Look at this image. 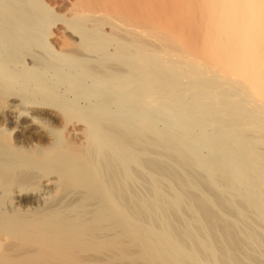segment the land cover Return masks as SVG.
<instances>
[{
	"label": "bare ground",
	"instance_id": "6f19581e",
	"mask_svg": "<svg viewBox=\"0 0 264 264\" xmlns=\"http://www.w3.org/2000/svg\"><path fill=\"white\" fill-rule=\"evenodd\" d=\"M38 4L0 0V264H264V0Z\"/></svg>",
	"mask_w": 264,
	"mask_h": 264
},
{
	"label": "rangeland",
	"instance_id": "374dc122",
	"mask_svg": "<svg viewBox=\"0 0 264 264\" xmlns=\"http://www.w3.org/2000/svg\"><path fill=\"white\" fill-rule=\"evenodd\" d=\"M39 1L41 2V4H38L37 5L38 8L41 7V5L42 6L43 5H47L52 10V13H54L55 15L58 16L57 18L61 17L62 19L63 18H70L71 17L72 8L74 6L73 4L76 3V0H39ZM108 31L109 30H106V32H108ZM53 32H57V30L56 31L53 30ZM48 41L50 43H52V45L54 46V49L55 50H59V49H61L63 47V41H64V39H58V38H56L54 36L53 39L48 40ZM72 41L75 42V40H72ZM71 45H73V49H74V47H75L74 44H71ZM41 51L44 52L42 46H40V45L39 46L38 45H33L32 48H31V50L30 49H25L24 52H22V54L27 56L28 54H32L33 55V54H36V53L38 55V53H39V55L41 54V57H43ZM13 55L14 54H11V56H13ZM29 58H30V55H28L26 57V59H29ZM36 62L37 63H34V64H37L36 66L39 68V71H41V72H44V70H45L44 65H46V66H49L50 65L49 64L50 62L45 61L44 58H41V59L37 60ZM24 63L25 64L27 63L26 65L29 66V64H28L29 61L26 60L25 62H23V64ZM25 64H24V66H26ZM19 65L18 64L16 66L10 65V69H13V70H15V72H18V73H20V71L24 72V69L25 68L22 70L23 67L22 66H19ZM28 66H26V68H28ZM44 74H45V72H44ZM65 74L66 73L64 72V73H60V74L57 75V74H55V72H53L52 70H50L47 73L46 77H45V83L47 85H49L50 87L53 86V88H54L53 89L54 90V94H55V96H56V98H57L58 101H63V98L62 97H65L67 99H73V97H72V95L70 93L74 92L72 90V89H74V82L73 81H72V83L71 82H63V78H64ZM28 76L30 78V77H33L34 74L31 73ZM63 94L65 96H62ZM83 102H85V101H82V102L80 101V106H82V107L84 106V108H86V105H85L86 102L85 103H83ZM128 113H129V109H123L121 111L120 115L121 116H125ZM56 117H57L56 118L57 120L55 121V125L54 126H55L56 129H60L62 127L63 123H65V118L60 113H58V115ZM157 127L159 129L163 128L162 123L161 122L158 123ZM208 132H211V129L208 130ZM67 135L68 134L66 132H63L61 137H63L67 141L68 140V138H67L68 136ZM11 137H9V138H11ZM18 139L20 140L22 138L21 137L20 138L18 137ZM8 140H10V139H8ZM11 140L10 141L14 144L15 142L13 141V137L11 138ZM69 140H70V137H69ZM11 142H8V144L10 143V146L12 147ZM202 154L204 156H207L208 155V153L206 151H203ZM151 159H152V157H150V156L144 157V161L145 162H148ZM198 176L202 177V174H198ZM148 180H149V175L148 174H145V175L143 174V176L138 174V179H136V181H134L133 183H130V185L128 187H131V188L136 189L137 190V193L139 194L140 197H142L143 194L145 196H147L148 195V188L145 185L147 184ZM165 193H167V194L169 193L168 187H167V189H165ZM181 212L183 214H185V216H187V212H186V209L185 208H182ZM177 230H181V229H177ZM199 230H196V231H199ZM123 238H125V237H123ZM121 243H123V239L121 240ZM127 251H128V248L124 245V246L121 247L119 254L122 255V257H124V256L128 255V252ZM89 252H90L89 254H91V255L100 254V251H98V250L96 251L97 254L94 253L93 250H91ZM134 256H136V257H134V259L136 260L134 264H145L143 261H141L140 258H138V257L141 256L140 253H135ZM124 263L125 262L122 261L121 264H124Z\"/></svg>",
	"mask_w": 264,
	"mask_h": 264
}]
</instances>
